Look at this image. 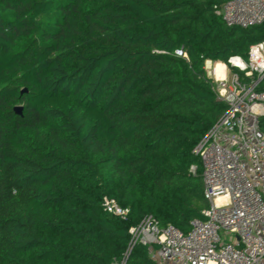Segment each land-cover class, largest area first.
Segmentation results:
<instances>
[{
	"label": "trees",
	"instance_id": "obj_1",
	"mask_svg": "<svg viewBox=\"0 0 264 264\" xmlns=\"http://www.w3.org/2000/svg\"><path fill=\"white\" fill-rule=\"evenodd\" d=\"M228 1L0 0V264H156L130 227L204 218L193 150L227 109L205 60L264 41Z\"/></svg>",
	"mask_w": 264,
	"mask_h": 264
},
{
	"label": "built area",
	"instance_id": "obj_2",
	"mask_svg": "<svg viewBox=\"0 0 264 264\" xmlns=\"http://www.w3.org/2000/svg\"><path fill=\"white\" fill-rule=\"evenodd\" d=\"M216 13L228 26L250 27L264 22V0H229ZM175 54L188 59L183 47ZM216 64L207 59L204 69L227 109L193 150L209 201L204 218L192 219L183 232L146 215L130 227L127 253L140 243L156 264H264V90L257 89L264 78V41L252 44L246 58L230 57L221 78ZM104 206L122 217L129 212L110 199Z\"/></svg>",
	"mask_w": 264,
	"mask_h": 264
},
{
	"label": "bare ground",
	"instance_id": "obj_3",
	"mask_svg": "<svg viewBox=\"0 0 264 264\" xmlns=\"http://www.w3.org/2000/svg\"><path fill=\"white\" fill-rule=\"evenodd\" d=\"M224 71H225V64L223 62H217L216 67H215V72L217 74L218 78H221L224 76ZM221 200V198H219Z\"/></svg>",
	"mask_w": 264,
	"mask_h": 264
},
{
	"label": "water",
	"instance_id": "obj_4",
	"mask_svg": "<svg viewBox=\"0 0 264 264\" xmlns=\"http://www.w3.org/2000/svg\"><path fill=\"white\" fill-rule=\"evenodd\" d=\"M21 108H22L21 106H16V107H15V111H16L17 113H20V112H21Z\"/></svg>",
	"mask_w": 264,
	"mask_h": 264
}]
</instances>
